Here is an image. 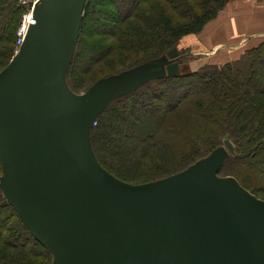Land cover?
Listing matches in <instances>:
<instances>
[{
	"label": "water",
	"instance_id": "water-1",
	"mask_svg": "<svg viewBox=\"0 0 264 264\" xmlns=\"http://www.w3.org/2000/svg\"><path fill=\"white\" fill-rule=\"evenodd\" d=\"M19 1V0H15ZM86 0H39L0 71V189L51 264H264V201L218 173L223 145L153 182H122L97 161L90 129L115 98L177 75L176 48L76 94L65 75ZM31 8V1L26 3Z\"/></svg>",
	"mask_w": 264,
	"mask_h": 264
},
{
	"label": "trees",
	"instance_id": "trees-1",
	"mask_svg": "<svg viewBox=\"0 0 264 264\" xmlns=\"http://www.w3.org/2000/svg\"><path fill=\"white\" fill-rule=\"evenodd\" d=\"M163 1L182 16V22L174 24L163 8H143L152 0H86L65 75L69 89L79 94L102 78L157 62L176 48L180 38L200 33L232 0ZM24 11L15 0H0V71L14 55L15 31ZM116 51L132 54L119 61L120 70L105 74L104 69L113 62L106 63L97 69L95 80L84 78ZM88 54L93 56L85 60ZM89 132L99 164L130 185L176 174L228 138L236 154L227 157L218 175L233 177L261 199L264 188L256 189L245 181H252L248 168L264 173V42L245 50L237 60L144 83L115 98L96 117ZM112 147L116 153L110 151ZM146 160L153 166L150 168L161 170L143 178L150 169L144 170ZM3 201L0 189V264H51L48 250Z\"/></svg>",
	"mask_w": 264,
	"mask_h": 264
},
{
	"label": "rangeland",
	"instance_id": "rangeland-1",
	"mask_svg": "<svg viewBox=\"0 0 264 264\" xmlns=\"http://www.w3.org/2000/svg\"><path fill=\"white\" fill-rule=\"evenodd\" d=\"M235 1H240L243 2L241 4L247 5L248 8H251V10H253L252 14L253 16H256V13L260 12V14L263 15L264 13V0H232L231 2H229L228 4H226V6L223 8L222 11H220V13L218 14V16L216 17V19H214L213 21L209 22L204 28L203 30L198 33V34H189L186 35L182 38H180L177 42L176 49L178 51V53L182 56L178 65V70L180 74H188L191 72H195L199 71L202 67L206 66V65H212V64H224L226 63L225 61L227 60L228 55H230L231 49L230 47L228 48H221V49H214L213 46H208L209 44V38L212 37V33H213V27H214V23H217L218 21H220L221 19H223L225 16V13L231 9L232 7H234V4L236 3ZM194 2V1H193ZM195 3V2H194ZM234 3V4H233ZM154 8L153 10H158L159 8H163L166 15L170 16L173 23H180L183 21L182 16L176 12H173L171 9H169L168 5L163 1V0H152V2H149L146 6H143V8L145 9H151ZM243 9H245V6H243ZM235 10V7H234ZM25 12V11H24ZM23 12V13H24ZM235 12V11H234ZM22 13V14H23ZM21 14V16H22ZM229 16V15H228ZM222 17V18H221ZM21 18V17H20ZM20 21V19H19ZM223 21V20H222ZM18 24V23H17ZM221 25V24H220ZM18 27V25H17ZM209 29H208V28ZM17 30V28H16ZM15 37H16V31H15ZM14 37V38H15ZM16 38L14 41V50L16 51ZM247 47V42H245L242 46H240V50L242 51ZM243 51V52H244ZM15 54V52H14ZM96 55V54H94ZM89 56H93L92 54H88L85 57V60L87 58H89ZM139 56V55H138ZM132 57V54H128L126 52L123 51H116L113 54H111L108 58H106V60H104L103 62H101L100 64L98 63V65H95L88 74H84V78L86 79H90L92 78L97 72V69H100L102 66H104L106 63H112V65L108 66L107 68H105V74H110V73H114L117 72L118 70H120V64L119 61L124 59V58H129ZM140 57V56H139ZM84 60V61H85ZM130 60V59H129ZM83 68L86 67V64L83 63L82 65ZM82 68V69H83ZM113 71H110V70ZM92 78L91 80H95ZM87 87V86H86ZM85 87V88H86ZM83 93V92H81ZM80 94V93H79ZM125 146H129L128 144H126ZM111 152L116 153L117 149L115 148H111L110 149ZM132 162V161H131ZM148 164H147V163ZM144 170H146V168H150L153 166H148L150 164L149 160H146L144 163ZM254 165V164H253ZM242 168L245 167L244 165L241 166ZM159 170L161 169H155V168H150L147 169V171H145V173L143 174V178L149 177L151 174H156L159 172ZM248 173L250 174V178L252 179V181H245V183H248V186H252L255 187L256 189L259 188H264V173L262 175H259V172L257 171V169L254 167L252 168H248ZM262 201H264V195H260ZM259 199V198H258Z\"/></svg>",
	"mask_w": 264,
	"mask_h": 264
},
{
	"label": "crops",
	"instance_id": "crops-1",
	"mask_svg": "<svg viewBox=\"0 0 264 264\" xmlns=\"http://www.w3.org/2000/svg\"><path fill=\"white\" fill-rule=\"evenodd\" d=\"M235 2L233 3L235 10L232 7L225 13L223 19L214 23L212 37L208 41V46L212 45L214 49L230 47L231 52L225 62L237 60L244 51V49L241 51L239 47L245 42H247L245 50L259 42H264V13L262 15L258 12L256 16H253L251 15L252 7L248 8L240 1Z\"/></svg>",
	"mask_w": 264,
	"mask_h": 264
},
{
	"label": "built area",
	"instance_id": "built-area-1",
	"mask_svg": "<svg viewBox=\"0 0 264 264\" xmlns=\"http://www.w3.org/2000/svg\"><path fill=\"white\" fill-rule=\"evenodd\" d=\"M28 1H31V8H26V3ZM39 0H19L17 1L20 5H22L25 8V12L22 14L20 21L18 23V27L16 30V51L17 52L19 46L22 44L26 33L28 31V28L33 24V7Z\"/></svg>",
	"mask_w": 264,
	"mask_h": 264
}]
</instances>
